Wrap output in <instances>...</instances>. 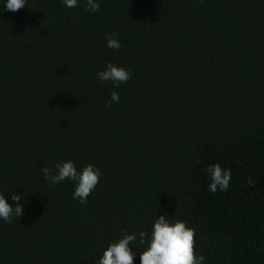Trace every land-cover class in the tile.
Instances as JSON below:
<instances>
[{"label":"trees","instance_id":"trees-1","mask_svg":"<svg viewBox=\"0 0 264 264\" xmlns=\"http://www.w3.org/2000/svg\"><path fill=\"white\" fill-rule=\"evenodd\" d=\"M83 4L0 5V193L23 194L0 264H93L162 214L194 229L203 264H264V0ZM107 62L131 72L119 88L94 75ZM67 159L100 169L84 204L43 178ZM212 163L231 169L224 192Z\"/></svg>","mask_w":264,"mask_h":264},{"label":"clouds","instance_id":"clouds-1","mask_svg":"<svg viewBox=\"0 0 264 264\" xmlns=\"http://www.w3.org/2000/svg\"><path fill=\"white\" fill-rule=\"evenodd\" d=\"M28 0H0L3 10L16 12L25 7ZM101 0H84V12H96L100 8ZM68 9L80 6V0H61ZM106 47L119 49V41L111 34L106 36ZM99 83L111 82L113 88H119L126 83L131 72L122 66L107 62L104 69L95 72ZM119 94L111 92L110 99L106 101L107 106L119 103ZM44 180L50 186H56L65 180L71 181L73 185L72 198L84 204L99 182L100 169L92 164L83 165L77 169L71 159L56 162L52 167L45 166L41 169ZM207 173L208 191L216 193L217 190L224 192L229 187L231 180V169L221 168L218 163H212L205 169ZM248 183L253 184L251 177ZM13 202L11 205L8 199ZM23 194L0 193V219L10 223L13 218H18L23 212L21 203ZM194 229L186 226V222L170 218L162 214L153 219L148 232L139 231L129 233L122 230L120 235L102 248L101 253L94 259L93 264H133L134 257L139 255V264H203L202 255H194ZM137 248L142 249L139 253Z\"/></svg>","mask_w":264,"mask_h":264}]
</instances>
